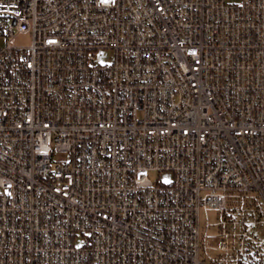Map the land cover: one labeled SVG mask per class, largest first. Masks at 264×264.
Here are the masks:
<instances>
[{"label":"built area","instance_id":"obj_1","mask_svg":"<svg viewBox=\"0 0 264 264\" xmlns=\"http://www.w3.org/2000/svg\"><path fill=\"white\" fill-rule=\"evenodd\" d=\"M0 264H264V0H0Z\"/></svg>","mask_w":264,"mask_h":264},{"label":"rangeland","instance_id":"obj_2","mask_svg":"<svg viewBox=\"0 0 264 264\" xmlns=\"http://www.w3.org/2000/svg\"><path fill=\"white\" fill-rule=\"evenodd\" d=\"M32 42V37L31 35H21L17 38V44L20 46H28ZM97 61L102 64L110 63L113 58V52L111 50H103L101 52H98L97 55ZM57 161H63L66 159V155H58L56 157ZM153 179L159 178L158 174H152L151 176ZM171 178L169 174L162 175L161 179L163 181H167ZM209 220L214 223L217 221V214L214 212H210L208 214ZM207 221V214L204 212L202 213V223L204 224ZM212 254H215L214 251H211Z\"/></svg>","mask_w":264,"mask_h":264}]
</instances>
